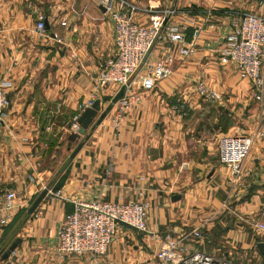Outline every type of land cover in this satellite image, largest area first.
I'll return each instance as SVG.
<instances>
[{"label": "crops", "instance_id": "1", "mask_svg": "<svg viewBox=\"0 0 264 264\" xmlns=\"http://www.w3.org/2000/svg\"><path fill=\"white\" fill-rule=\"evenodd\" d=\"M95 1L0 0V78L10 84L9 107L0 123V191L14 190L18 211L25 210L7 231L16 226L13 234L20 244L0 264H97L89 255L58 258L57 235L65 215L74 202H130L139 190L151 205L149 232L120 227L101 260L105 264H161L156 254L164 239L201 222L207 223L205 240L186 242L188 251L235 264L264 262V251L256 247L264 236L246 228L264 208V114L259 104L242 97L247 83L237 79L232 65H220L217 54L230 31L228 12L241 0H130L141 10L149 5L177 10L170 23L187 28L186 40L199 33L195 54L183 60L170 47L155 44L144 64L172 53L170 77L151 92L137 81L140 102L119 129L112 127L111 110L86 131L72 158L71 117L92 96L102 107V99L115 93L93 84L99 65L114 51L113 26ZM38 14L45 18V37L34 33ZM147 20L142 11L135 17L138 24ZM199 80L219 93L231 92L236 101L207 105L194 93ZM222 108L230 111L228 132L237 119L255 136L237 182L218 162ZM45 187L49 194L28 215ZM173 196L179 200L172 202ZM1 240L0 255L6 250Z\"/></svg>", "mask_w": 264, "mask_h": 264}, {"label": "built area", "instance_id": "2", "mask_svg": "<svg viewBox=\"0 0 264 264\" xmlns=\"http://www.w3.org/2000/svg\"><path fill=\"white\" fill-rule=\"evenodd\" d=\"M258 12L230 9L229 33L223 39L217 51L218 62L222 66L232 65L239 80L250 84L253 100L260 105L263 116L264 104V0H253ZM97 7L104 10L113 26L114 51L111 57L103 61L93 78L98 91L115 89L114 95L124 87L123 97L113 109L112 127L118 130L121 123L140 102L139 94L134 90L137 81L144 91H153L158 82L168 79L172 74L175 57L172 53L159 57L153 64L145 65L143 59L151 48L160 43L171 48L179 58L187 60L193 57L199 37L198 31L186 40L185 26H175L170 19L178 11L159 6H147L140 9L130 0H96ZM144 12L147 23L138 24L136 15ZM34 33L38 37L47 36L45 18L37 15ZM62 26L65 23H61ZM54 39L59 42L56 36ZM144 66L143 74L136 72ZM10 84L0 78V123L9 107L7 89ZM194 93L208 103L221 101V94L203 81L194 84ZM94 102L93 96L78 108L77 114L68 123V133H76L80 128L78 118ZM255 142V136L247 134H225L217 139L218 162L237 182L243 175V164L248 158ZM14 190L0 191V240L5 228L18 211ZM225 207V204L223 205ZM151 208L143 191H137L136 200L130 202H109L99 199L74 202L73 209L65 215L57 235L56 254L65 259L70 256H91L97 264L115 239L120 227L125 226L140 233H148L146 217ZM206 222H201L182 233L177 238L166 237L160 245L156 258L161 264H235L233 261L205 253L188 251L186 242L205 240ZM254 231L264 236V208L258 218L250 224Z\"/></svg>", "mask_w": 264, "mask_h": 264}, {"label": "water", "instance_id": "3", "mask_svg": "<svg viewBox=\"0 0 264 264\" xmlns=\"http://www.w3.org/2000/svg\"><path fill=\"white\" fill-rule=\"evenodd\" d=\"M45 28L47 30L46 26H45ZM148 53L146 54L145 58L143 59V62H145V60H146V58L148 56ZM124 90H125V88L122 87L118 91V93L111 99L109 106H107V108L105 110H103L102 112H100L99 101L96 100V101L93 102V104H92V106L90 108H86L80 114V116L78 118V124H79L80 128L78 129V131L76 133H71L67 137V140L70 143H76L77 142V146H76V148L74 149V151H73V153L71 155L72 158L81 149V147L83 145V141H81V142H79V141H80V138L85 135L86 130L89 127H91V128L94 127V126H91L93 121H95L94 125H98L104 120V118L107 116V114L112 109V106L115 105L123 97ZM95 119H97V120H95ZM49 191H50L49 187L43 188V190L39 193V195L34 199V201L31 203V205L27 209V214L28 215H32L34 213L35 209L38 207V205L43 200V198L46 197L49 194ZM177 200H179V196H173L172 199H171L172 202H175ZM19 244H20V239L16 238L8 246V248L1 254L0 259L1 260H7L10 257V255L15 251V249L17 248V246ZM256 247L258 248V250H260V252L264 251V243H257Z\"/></svg>", "mask_w": 264, "mask_h": 264}, {"label": "rangeland", "instance_id": "4", "mask_svg": "<svg viewBox=\"0 0 264 264\" xmlns=\"http://www.w3.org/2000/svg\"><path fill=\"white\" fill-rule=\"evenodd\" d=\"M241 3L245 6L244 7V9H241V6H242V4H239V6L240 7H236L238 10H247V11H250V12H258V10H257V8H255V2H253V0H241ZM236 9V10H237ZM223 10H226V9H223ZM145 67L144 66H141L140 68H139V70L136 72V74L138 73H142L143 72V69H144ZM235 73H236V70H235ZM236 76H237V73H236ZM237 79L239 80V78H238V76H237ZM200 81V80H199ZM240 81V80H239ZM242 81V80H241ZM242 83V82H241ZM245 83H247V82H245ZM248 87V88H247ZM247 87L245 86V90L246 91H244V95L242 96L244 99L245 98H251V100H253V97H252V93L250 92V84H248L247 83ZM221 94V96H222V98H221V100L223 99V100H231L232 98H234L233 97V95H232V93L231 92H228V91H224V92H221L220 93ZM115 96V95H114ZM113 96V97H114ZM113 97H109V99H107V100H105V99H102V101H103V103H105L104 104V106H102V107H100V112H102L103 110H105L106 108H107V106H109V104H110V101H111V99L113 98ZM199 97V96H198ZM201 99V98H200ZM236 99V98H235ZM235 99H233V100H231L232 102H235L236 100ZM203 100V99H202ZM254 101V100H253ZM203 102H205V101H203ZM100 103V102H99ZM206 104L207 105H210V104H214V103H208V102H206ZM99 106H100V104H99ZM114 107H115V105H113L112 106V109L111 110H113L114 109ZM110 110V111H111ZM221 110H223V112H224V114H222V116L223 115H225V114H229L228 112H230L228 109H221ZM185 111V110H184ZM226 111V112H225ZM184 113V112H183ZM245 113V112H244ZM228 118H230V117H228ZM95 120H97V119H95ZM95 124V121H93V123H92V125L91 126H96V125H94ZM218 124H219V122H218ZM220 127V129H222V127L221 126H219ZM90 129H91V127H89ZM88 128V129H89ZM87 129V130H88ZM86 130V131H87ZM248 130V128H247V126L246 125H244L243 124V122H241V121H238L237 122V119L235 120V125H234V129H232V130H230L229 132H228V130L227 131H224V128L222 129V130H219V132L217 133V135H218V137H221L222 135H225V134H230V135H232V134H247V135H249L246 131ZM69 134H71V133H68V135ZM216 134V133H215ZM86 136V132H85V135L84 136H82L81 138H80V141L79 142H81L82 141V139L84 138ZM72 144V145H71ZM68 146H70V147H75L76 148V146H77V142L76 143H70V145H68ZM65 147V146H64ZM69 147V148H70ZM61 154H63V155H61V156H58L59 158H64L65 157V155H66V153H64V150L63 151H61ZM228 207V205H225V207ZM248 227H251V225H249V226H247L246 225V228L247 229H249ZM17 227L15 226V229H16ZM14 229V230H15ZM13 230V231H14ZM13 231H10V232H7V233H5L4 235H3V238H2V242H4L5 244H6V248L5 249H7L8 248V246L13 242V240H15L16 238L14 237V234H13ZM250 233H252V230L251 229H249L248 230ZM1 242V243H2ZM4 244V245H5ZM254 264H264V262L263 261H261V262H258L257 261V263L255 262Z\"/></svg>", "mask_w": 264, "mask_h": 264}, {"label": "trees", "instance_id": "5", "mask_svg": "<svg viewBox=\"0 0 264 264\" xmlns=\"http://www.w3.org/2000/svg\"><path fill=\"white\" fill-rule=\"evenodd\" d=\"M228 121H229V118L227 117V115H223L220 117L219 119V124H218V127L221 126L222 129L224 128V131H227L228 129ZM220 129V130H222ZM60 184H57L54 186L53 188V191H57V189L59 188ZM31 205V204H30ZM72 211V210H71ZM70 211V212H71ZM25 212V210H19L16 215L14 216L13 220L10 222V224L5 228L4 230V233L7 232L9 229H11L13 227V225L20 219V217L22 216V214ZM68 212V214L70 213ZM1 256V255H0Z\"/></svg>", "mask_w": 264, "mask_h": 264}]
</instances>
